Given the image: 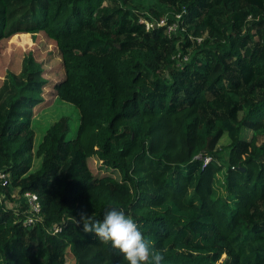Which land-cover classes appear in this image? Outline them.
I'll use <instances>...</instances> for the list:
<instances>
[{
    "label": "trees",
    "instance_id": "obj_1",
    "mask_svg": "<svg viewBox=\"0 0 264 264\" xmlns=\"http://www.w3.org/2000/svg\"><path fill=\"white\" fill-rule=\"evenodd\" d=\"M184 8L178 37L140 22L169 25ZM41 32L62 58L56 95L80 126L68 141L61 118L35 151L45 69L29 53L7 74L0 170L18 191L0 183V264H127L74 222L112 207L166 250L162 264H264V0H0V42ZM26 193L41 206L33 224Z\"/></svg>",
    "mask_w": 264,
    "mask_h": 264
},
{
    "label": "rangeland",
    "instance_id": "obj_2",
    "mask_svg": "<svg viewBox=\"0 0 264 264\" xmlns=\"http://www.w3.org/2000/svg\"><path fill=\"white\" fill-rule=\"evenodd\" d=\"M29 35L27 40L26 38H15L12 36L0 42V87L3 85L9 72L17 75L21 73L24 59L29 53H33L35 58L42 63L45 69L44 77L48 79L49 83L44 92V97L46 98L45 102L48 103L44 106L40 105L35 109V117L32 125L36 133L34 146V150L36 151L39 144L43 141L44 135L49 127L63 117L69 118L70 123V130L66 139L68 141L74 140L77 137L80 126V113L75 105L61 100L56 95L54 84L65 78L62 58L56 43L49 39L44 32H41L36 37H33L31 34ZM251 137V131L242 130L241 138L250 139ZM229 144L230 140L226 135L220 142V149L224 155L223 164L225 167H227V157L230 151L228 147ZM97 160V157H93L90 160L91 165L95 169H98ZM41 162V158L35 157L30 173L38 171ZM68 264H76L75 259H69Z\"/></svg>",
    "mask_w": 264,
    "mask_h": 264
},
{
    "label": "clouds",
    "instance_id": "obj_3",
    "mask_svg": "<svg viewBox=\"0 0 264 264\" xmlns=\"http://www.w3.org/2000/svg\"><path fill=\"white\" fill-rule=\"evenodd\" d=\"M74 222L82 225L84 232L94 233L101 242L118 250L127 264H162L165 259L163 252L166 250H156L153 242L145 239L138 224L122 208L108 209L102 220L82 211Z\"/></svg>",
    "mask_w": 264,
    "mask_h": 264
},
{
    "label": "built area",
    "instance_id": "obj_4",
    "mask_svg": "<svg viewBox=\"0 0 264 264\" xmlns=\"http://www.w3.org/2000/svg\"><path fill=\"white\" fill-rule=\"evenodd\" d=\"M184 11L180 14L176 15V18L174 21L171 22V24L167 25V19H162L158 23L151 22L146 20L145 18H141L140 22L143 23L146 26V30H152L156 29L158 27L165 28V34L169 37H178L180 32L188 33L187 26L182 22ZM184 37V36H181ZM191 40L196 41L198 44H200L203 40V38H193L190 37ZM185 60H188V57H185ZM210 159H207L206 162H209ZM0 183L12 187V183L10 181V175L6 174L3 170H0ZM13 196L17 195V189L12 187ZM19 204H27L28 210H29V216L25 221V224H33L38 220V215L41 213V206L39 203V198L36 194L33 193H26L21 198L18 199ZM60 231L56 228V232Z\"/></svg>",
    "mask_w": 264,
    "mask_h": 264
},
{
    "label": "water",
    "instance_id": "obj_5",
    "mask_svg": "<svg viewBox=\"0 0 264 264\" xmlns=\"http://www.w3.org/2000/svg\"><path fill=\"white\" fill-rule=\"evenodd\" d=\"M242 170H244V169L242 168Z\"/></svg>",
    "mask_w": 264,
    "mask_h": 264
}]
</instances>
